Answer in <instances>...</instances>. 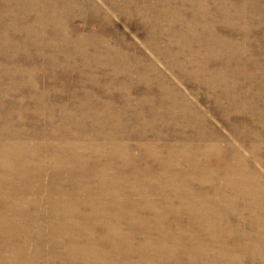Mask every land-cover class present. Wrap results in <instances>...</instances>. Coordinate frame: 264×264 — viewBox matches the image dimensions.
<instances>
[{
    "label": "bare ground",
    "instance_id": "6f19581e",
    "mask_svg": "<svg viewBox=\"0 0 264 264\" xmlns=\"http://www.w3.org/2000/svg\"><path fill=\"white\" fill-rule=\"evenodd\" d=\"M23 1L26 2L24 6L20 5L21 0H0V71L4 70V63L12 61L14 64L13 68H7L4 77H13L18 86L29 83L36 92V95H33L34 100L45 104L48 97L46 93L41 97L38 90L40 79L35 75L31 76L30 80L26 75L22 76V72H19L22 63L17 59L21 56L22 49L27 51L26 40L33 43L39 52L51 53L55 46L44 45L39 41H50L57 37L60 40L58 48L69 62L63 66L64 71L75 74L78 69L81 74L78 78H81L83 86L90 83L93 86L82 91H70V97L80 101L82 106L76 107L74 113L64 116L63 123L69 130L62 139L66 140V147L53 157L49 158L47 155L48 158L41 164L34 165V156L37 154L28 157L26 167L33 166L31 171L37 172L36 179L41 177L42 172L51 171L55 177L52 183L54 193L65 195L68 191L62 187L68 183L63 179L61 172L68 177L70 183H78L75 173L82 168L101 171L102 176L112 169L113 161L126 167L136 166L139 161L125 143L129 133H137L144 140L143 145L156 146L159 153L171 157L165 163L167 167H187L181 172L189 171L190 177L187 181L198 180L202 193L219 195L217 185L220 180L226 191L223 197H228V192L241 193L250 205L253 233L264 230V123H260L264 120V64L252 57L263 53L264 35L262 36L259 27L252 30L253 20L221 22L229 21L234 12H242L244 8L252 9V2L245 3L242 8L241 0H227L231 6L222 2L210 3L211 0ZM260 2L264 5V0ZM254 13L264 22V11L256 9ZM245 15L240 13L237 17L242 19ZM115 16L124 20L144 40L143 50H139L136 45L125 39L122 31L113 23ZM79 19L87 22L90 29L85 25L72 27V23ZM98 25L100 29L96 28ZM32 26H49L51 29L28 30ZM84 29H87V37L75 41L79 30ZM13 34L22 35L24 38H17L13 43ZM108 34L115 35L109 44L105 38ZM82 40L87 42L86 49ZM124 45L130 50H139L145 64L135 67L133 55L117 52ZM256 45L259 49L254 51ZM90 49L94 51V59L89 58ZM153 54L164 63L168 72L174 73L185 85L190 86V96L199 100L201 94H205L202 98L207 99L206 102L211 101L215 111H202L197 101H193L188 94L171 84L164 72L154 63ZM32 55L29 53V56ZM73 56L75 57L72 58ZM49 61L55 63L57 60L52 58ZM116 61L121 65H117ZM33 64L35 70L40 69L35 59ZM137 69L144 70L137 79L122 82L118 77L123 70L135 72ZM110 72L109 78L103 81ZM4 77L0 75V90L4 89ZM72 80L73 85L79 83L77 77ZM100 85L104 86L105 96L98 93L101 91ZM252 85L256 87L254 91ZM244 86L250 87V90H244ZM138 88L154 96L142 94L134 104L131 90L137 92ZM4 90L6 94L9 93ZM119 102L125 104V118L114 108ZM3 106L1 104L0 108L3 109ZM214 112L227 120L234 142L227 141L228 139L209 123V115ZM21 123L22 121L19 122ZM130 123H135V126L132 127V132L128 133L124 127ZM8 130L7 126L0 125V264H16L27 258L33 261L40 259L48 237L36 226L37 222L34 224L30 221V215L22 209L26 204H20V200L23 202L29 193L27 188L23 193L17 191L24 182L26 172L19 166L15 154L12 153L16 145L8 144H13L12 133ZM148 131L152 133L151 139H147ZM69 149L70 151L65 152ZM61 155L65 156V160ZM94 155L100 156L101 161L95 159ZM46 163L56 164L60 168H44L43 164ZM64 165L70 166L68 169L61 168ZM144 170H149L148 174L152 173V169L148 167ZM132 174V180L142 183L138 173ZM120 175V180H124V176L121 173ZM146 179L145 184L163 187L160 183L163 180L161 177L156 182H148ZM56 182H62L64 186ZM161 190L162 194L166 195L163 189ZM61 206L62 204L58 203L55 211ZM157 213L161 214L160 210ZM200 215L198 212V216ZM76 216L78 217V214ZM66 224L62 223V227L67 230L77 231L79 226L76 223H71L73 227ZM32 226L33 231L30 229ZM51 231L58 230L53 228ZM89 232H93L91 227ZM33 234H39L33 239L38 246L36 251L29 248ZM65 238L72 236L61 235V240H57L56 245L62 244ZM23 239V243H18V240ZM7 240L11 244L8 250L11 259H7L1 250ZM194 240L198 238L195 237ZM57 246L47 245L50 249ZM83 246L84 251L87 250L86 246ZM74 251L72 247L65 249L64 257L68 258V262L76 254Z\"/></svg>",
    "mask_w": 264,
    "mask_h": 264
},
{
    "label": "rangeland",
    "instance_id": "374dc122",
    "mask_svg": "<svg viewBox=\"0 0 264 264\" xmlns=\"http://www.w3.org/2000/svg\"><path fill=\"white\" fill-rule=\"evenodd\" d=\"M1 1L4 2L5 0ZM85 1L88 2L89 0ZM260 1L241 0L240 6L242 8H244L245 3L252 2V9L244 8L242 12H240L241 10L234 12L229 21L221 22H252L253 20L252 30L259 27L263 36L264 22L254 13L256 9L264 11V5ZM217 2L231 6L227 0H211L210 3ZM25 4L26 2L21 0L20 5L24 6ZM212 9L215 8L212 7ZM240 13L246 15L239 19L237 15ZM1 14L4 13L1 12ZM113 20L114 25L122 31L126 40L136 45L139 50L144 49V40L124 20L118 18V16H115ZM79 25H85L89 28L88 23L82 21V19L72 23V27H78ZM96 28L100 29V26L98 25ZM50 29L49 26L43 28L32 26L28 28V30L39 31H50ZM86 32L87 29L79 30L75 41L85 39L87 37ZM12 36L13 43L17 38H24L22 35L15 36L13 34ZM105 38L109 44L115 38V35L108 34L105 35ZM82 41L85 42L84 49H86L87 42ZM39 42L44 45L53 44L55 47L52 48L51 53L39 52L33 43L26 40L27 51L25 52L22 49L23 52L17 60L22 63L21 71L19 70V72H22V76L26 75L27 79L30 80V77L35 75L40 79L38 90L41 92V97H43V93H46V97H48L45 104L34 100L33 95H36V92L29 83L18 86L13 77H4L7 68L14 67L12 61L4 63L5 68L0 71L1 77H4L2 86L4 85V89L9 91L6 94L4 89L0 90V105H4L3 109L0 108V112H2L0 113V125L7 126L10 130L8 131L12 133L13 144L10 142L8 144L16 145L12 153L15 154L19 166L26 172L24 182L20 184L21 186L18 187L17 191L23 193L25 188L29 191V195L27 194L25 197L26 200L24 199L21 202V199L20 204L21 206L26 204V206H22V209L24 208V212L30 215V221L34 224L37 222L36 226L48 236L42 248L40 259L33 261L27 258L24 261L16 262V264H264V230L259 231L260 233H253L250 224L252 213L249 211L250 205L244 196L238 191H233L228 192V197H223L226 191L221 180L218 181L217 185L219 195L202 193V187L199 185L198 180L188 182L187 178L190 177V172H181L187 167L184 165L167 167L165 163L168 161L167 159L171 158L170 156L169 158L168 155L162 152L159 153L156 146H150V144L146 147L143 145L145 142L137 133H129L132 132L135 123H130L132 126H125L124 130L129 133L126 136L127 143L125 145L127 144L128 149H132L131 153L139 161L136 166L126 167L122 163L113 161L112 169L102 176L101 171L82 168L75 173L78 183H70L68 177L61 172L63 179L68 184L64 186L62 182L56 183H62L64 186L62 188L68 191V194L65 195L54 193L52 183L55 177L51 171L48 173L42 172L41 177L36 179L35 174L37 172L31 171L33 166L26 167L28 157L37 154L34 156V165L41 164L45 162L48 156L49 158L53 157L66 147V140L62 139L65 138L66 131L69 130L66 129L63 123L64 116L69 115L67 113H74L76 107L82 106V104H79L80 101L70 97V91H82L93 87L90 82H88L90 85L83 86L81 78H78L81 76L78 69L75 74L64 71L63 66L69 62L65 60V54L58 48L60 40L57 37H53L50 41L40 39ZM258 49V45L253 48L254 51ZM139 50H130L129 47L127 48L124 45L117 52L133 55L134 66L137 67L145 64ZM104 51L105 49L99 53L102 54ZM29 53L36 55V57L29 56ZM37 53L39 54L37 55ZM89 55V58L94 59L93 50L90 49ZM152 57L154 63L168 77L170 83L181 92L189 95L191 92L190 86L185 85L174 73L168 72L164 63L160 62L154 54ZM252 57L264 64V51L262 54H255ZM52 58L57 61L51 63L49 60ZM117 58L115 57V59ZM33 59L39 63L40 69L35 70L33 68ZM116 64L121 65L118 61H116ZM143 73V69H137L135 72L123 70L118 77L122 82H128L132 78L137 79ZM110 74L111 72L103 78V81L108 79ZM75 77L79 81L77 85H73L72 79ZM255 88L252 85V91ZM103 89L104 86L100 85L99 90L101 91H98L100 96L105 94V89ZM244 90H250V87L244 86ZM131 92L134 104L137 103L142 94L154 96L140 88L137 92L134 90H131ZM204 95L202 93L199 100H195V97L190 95L189 98L197 101L196 103L202 111L213 109V103L211 101L206 102L207 99L202 98ZM124 107L125 104L122 102L114 105L118 114H122L123 118L126 117ZM213 111L215 110L213 109ZM237 119L239 120V118ZM20 121H22L21 124H19ZM208 121L228 139L227 141H235L234 136L229 131L228 122L223 116L221 117L214 112V114L209 115ZM260 123H264V120ZM151 138L152 133L148 131L147 139ZM68 151L70 149L65 152ZM100 155L104 157L102 154ZM117 156L121 157V155ZM61 157L65 160L64 155H61ZM94 157L101 161L100 156L94 155ZM125 157L126 155L123 159ZM66 158L69 159L70 157ZM69 166L64 165L61 168L68 169ZM43 167L50 170L60 168L56 164L49 165V163L43 164ZM147 167L152 169L151 174H148L149 170H144ZM140 170L144 171L140 172ZM132 172L141 176L142 183L130 178L133 176ZM120 173L125 178L124 180L121 178L123 181L120 180ZM147 177H150L151 180ZM160 177L163 179L160 182L163 187L144 183L146 178L148 182H156ZM160 188L163 189L166 195L162 194ZM161 201H164V203H161ZM58 203H61L62 206L57 212L55 210ZM158 210L161 214L157 213ZM198 212L201 213L200 216H198ZM76 214H78V217ZM64 222L71 227L74 226L71 223L79 224L78 232L63 228L62 223ZM262 222H264V217ZM89 223L93 229L92 233L89 232ZM53 228L58 231L52 232ZM30 229L33 231L34 226ZM67 233L72 238H65L62 244L57 246L56 241L61 240V235L62 237L68 235ZM37 235L39 234H33L29 243V248L35 251L38 246L33 242V239ZM195 237L198 240H194ZM23 242L24 239L18 240V243ZM48 244L57 247L50 249L47 247ZM10 245L7 240L4 247L1 248L7 259L12 257L10 251H8ZM83 245L86 246L87 250L84 251ZM70 247L75 250L76 254L68 262V258L64 257V252L65 249L68 250Z\"/></svg>",
    "mask_w": 264,
    "mask_h": 264
}]
</instances>
